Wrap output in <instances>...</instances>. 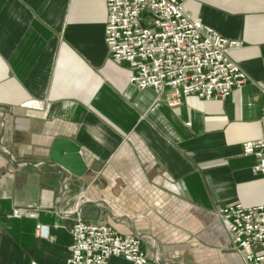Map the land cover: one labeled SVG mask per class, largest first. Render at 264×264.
Returning <instances> with one entry per match:
<instances>
[{
  "label": "crops",
  "instance_id": "0c3cea01",
  "mask_svg": "<svg viewBox=\"0 0 264 264\" xmlns=\"http://www.w3.org/2000/svg\"><path fill=\"white\" fill-rule=\"evenodd\" d=\"M186 7L240 42L230 56L251 82L224 100L170 106L169 89L131 82L105 41L107 0H0V264H67L79 204L85 222L144 235L154 264L153 238L165 264H245L217 211L264 204L242 149L264 118V0ZM56 137L81 143L87 174L43 165Z\"/></svg>",
  "mask_w": 264,
  "mask_h": 264
},
{
  "label": "built area",
  "instance_id": "2783aa9c",
  "mask_svg": "<svg viewBox=\"0 0 264 264\" xmlns=\"http://www.w3.org/2000/svg\"><path fill=\"white\" fill-rule=\"evenodd\" d=\"M188 1L200 0H107L105 41L113 59L131 69L130 81L139 88L169 89L167 103L177 106L188 95L204 100H224L236 88L251 82L249 74L230 56L237 40L227 39L199 17ZM264 93V78L260 82ZM245 155H255L254 171L264 173V118L258 140L246 141ZM73 242L67 264H108L122 257L133 264H154L141 239L122 236L104 220L85 222L75 210ZM226 219L231 235L229 248L245 264H264V204H230L217 211ZM37 226L39 235L47 234Z\"/></svg>",
  "mask_w": 264,
  "mask_h": 264
},
{
  "label": "water",
  "instance_id": "95a60500",
  "mask_svg": "<svg viewBox=\"0 0 264 264\" xmlns=\"http://www.w3.org/2000/svg\"><path fill=\"white\" fill-rule=\"evenodd\" d=\"M1 145L6 148L9 154H11L9 149H7V147L2 142ZM43 165L56 167L65 175V177H69L71 175L82 177L90 171L83 157L81 143L76 139H72L70 137L54 138L49 148L48 161L44 162ZM62 186H64V184H62ZM78 207H80V204L78 205ZM132 230L134 232L133 227ZM134 236L141 239L144 235L134 232ZM148 236L153 238L152 235ZM153 259L158 264H165V261H162L159 257L158 244L154 238Z\"/></svg>",
  "mask_w": 264,
  "mask_h": 264
}]
</instances>
